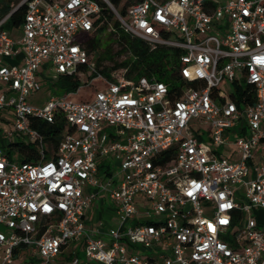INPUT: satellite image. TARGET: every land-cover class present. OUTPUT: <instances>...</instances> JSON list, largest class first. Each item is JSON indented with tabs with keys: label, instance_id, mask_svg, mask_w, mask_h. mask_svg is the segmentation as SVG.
I'll list each match as a JSON object with an SVG mask.
<instances>
[{
	"label": "built area",
	"instance_id": "obj_1",
	"mask_svg": "<svg viewBox=\"0 0 264 264\" xmlns=\"http://www.w3.org/2000/svg\"><path fill=\"white\" fill-rule=\"evenodd\" d=\"M112 19L151 49L179 50L178 89L101 72L85 39L115 31ZM61 76L81 85L30 103ZM84 78L102 85L70 99ZM1 115L0 264H264V0H138L125 15L109 0L11 3ZM58 119L53 148L32 122ZM100 192L109 203L94 217Z\"/></svg>",
	"mask_w": 264,
	"mask_h": 264
},
{
	"label": "trees",
	"instance_id": "obj_2",
	"mask_svg": "<svg viewBox=\"0 0 264 264\" xmlns=\"http://www.w3.org/2000/svg\"><path fill=\"white\" fill-rule=\"evenodd\" d=\"M21 0H0V12L2 14L7 13L11 9V3L17 4ZM121 15H125L126 7L138 0H125L124 4L120 5L122 0H109ZM26 10V4L20 5V7L11 15L7 22V26L19 25L23 19ZM113 15L110 13L109 19ZM113 27L115 31L108 32L113 36V42L120 46V49L116 52L117 55L122 53L126 56L119 62H114L113 66H105L101 69L105 75H108V71L116 68H127V77H155L158 80L164 81L171 91L178 89V75L174 73L178 68V54L177 48H170L165 46H158L151 49L149 45L137 37H132L130 34L124 32L120 27L117 20L113 21ZM100 30L97 34L86 35L85 45L89 52L97 53V49L101 46V38L98 34L102 33ZM99 54L96 55L97 66L105 59H113V53L110 47V43H106L103 46ZM56 89L61 93L74 92L81 85L79 79L70 76H61L54 82ZM32 126L39 129L43 134L44 140L53 148H56L60 139L61 131L63 129V120L58 119L55 123L50 124L42 120H36L32 122ZM9 147H15L21 154H23V161L36 162L39 159V153L34 148L29 147L22 141H15L9 144ZM10 152L11 150H6ZM56 150H46L44 158L48 159L52 157ZM103 164L99 166L102 169Z\"/></svg>",
	"mask_w": 264,
	"mask_h": 264
},
{
	"label": "rangeland",
	"instance_id": "obj_3",
	"mask_svg": "<svg viewBox=\"0 0 264 264\" xmlns=\"http://www.w3.org/2000/svg\"><path fill=\"white\" fill-rule=\"evenodd\" d=\"M114 21V19H112ZM101 38V46L97 49V54L102 51L104 48V44L110 43V47L113 53V59H105L100 63V66L103 68L105 66L111 67L113 66L114 62L121 61L126 54L122 53L121 55H117V51L120 49V46L113 42V36L109 34L108 32L100 33L98 34ZM84 81L88 86H84L81 88V90L78 93H75L71 96H69L70 99L79 101V100H86L93 97V90L97 89L99 86H101V82L98 80H89L84 78ZM61 92L56 89V86L54 85V82H43L41 85V89L37 91L33 96L30 97V103L34 105L41 106L43 105L48 98L51 95L60 94ZM3 116H0V132L3 133L7 129V122L2 118ZM224 150V147H221L218 149V152L222 153ZM105 200L108 202L107 195L105 196ZM78 257L80 260L84 259V253L83 251L78 252Z\"/></svg>",
	"mask_w": 264,
	"mask_h": 264
},
{
	"label": "crops",
	"instance_id": "obj_4",
	"mask_svg": "<svg viewBox=\"0 0 264 264\" xmlns=\"http://www.w3.org/2000/svg\"><path fill=\"white\" fill-rule=\"evenodd\" d=\"M43 82H50V81H42ZM106 193L100 192L97 197L93 200L92 208H91V215L95 217V212L100 211L104 212L105 208L107 207L108 203L105 200Z\"/></svg>",
	"mask_w": 264,
	"mask_h": 264
}]
</instances>
